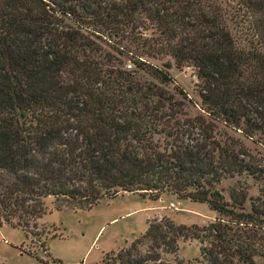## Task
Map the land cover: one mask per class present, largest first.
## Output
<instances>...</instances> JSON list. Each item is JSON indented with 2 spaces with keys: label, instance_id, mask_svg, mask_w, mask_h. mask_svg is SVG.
I'll return each mask as SVG.
<instances>
[{
  "label": "trees",
  "instance_id": "16d2710c",
  "mask_svg": "<svg viewBox=\"0 0 264 264\" xmlns=\"http://www.w3.org/2000/svg\"><path fill=\"white\" fill-rule=\"evenodd\" d=\"M231 2L243 37L225 0H0V223L25 228L45 197L86 210L168 193L217 217L149 221L111 263L166 264L194 239L203 264H264L263 190L218 188L264 178L241 139L264 148V0ZM169 60L194 69L208 118H176Z\"/></svg>",
  "mask_w": 264,
  "mask_h": 264
},
{
  "label": "rangeland",
  "instance_id": "374dc122",
  "mask_svg": "<svg viewBox=\"0 0 264 264\" xmlns=\"http://www.w3.org/2000/svg\"><path fill=\"white\" fill-rule=\"evenodd\" d=\"M225 1L227 3L223 7L228 26L235 37H243L237 22H234L235 17L231 16L233 4L231 0ZM169 61L170 82L164 89L173 95L176 118H208L200 108L197 96L199 82L194 69L176 68ZM151 62L159 65L157 61ZM176 88L181 94L176 93ZM215 127L217 130L222 128L217 123ZM241 139L251 153L264 155L261 145ZM238 186L246 188L247 197H256L261 190L264 193V178L261 181L243 176L225 178L218 188L227 199L230 188ZM42 204L44 213L23 229L0 223V264H119L110 261L145 231L149 221L165 217L176 224L205 225L217 217L204 203L178 199L168 193L151 200L141 197L138 191L119 190L110 197L99 199L86 210L63 207L56 210L52 197L42 199ZM248 204L247 199L245 207ZM200 246L194 239H178L177 250L171 254L160 252V257L166 264H203ZM139 249L142 251L143 247Z\"/></svg>",
  "mask_w": 264,
  "mask_h": 264
}]
</instances>
